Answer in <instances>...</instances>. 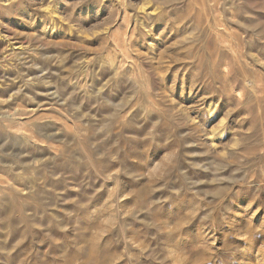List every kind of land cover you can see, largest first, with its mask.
Masks as SVG:
<instances>
[{
    "label": "rangeland",
    "instance_id": "1",
    "mask_svg": "<svg viewBox=\"0 0 264 264\" xmlns=\"http://www.w3.org/2000/svg\"><path fill=\"white\" fill-rule=\"evenodd\" d=\"M0 264H264V0H0Z\"/></svg>",
    "mask_w": 264,
    "mask_h": 264
},
{
    "label": "bare ground",
    "instance_id": "2",
    "mask_svg": "<svg viewBox=\"0 0 264 264\" xmlns=\"http://www.w3.org/2000/svg\"><path fill=\"white\" fill-rule=\"evenodd\" d=\"M235 51V50H234ZM212 130V129H211ZM225 156V155H224Z\"/></svg>",
    "mask_w": 264,
    "mask_h": 264
}]
</instances>
